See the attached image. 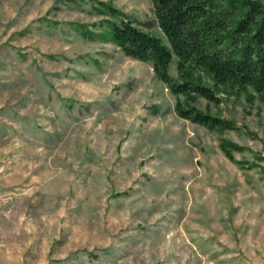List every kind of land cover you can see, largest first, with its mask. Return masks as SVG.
<instances>
[{"label": "rangeland", "instance_id": "1", "mask_svg": "<svg viewBox=\"0 0 264 264\" xmlns=\"http://www.w3.org/2000/svg\"><path fill=\"white\" fill-rule=\"evenodd\" d=\"M124 20L164 41L150 0H0V264H264V96L172 94Z\"/></svg>", "mask_w": 264, "mask_h": 264}, {"label": "trees", "instance_id": "2", "mask_svg": "<svg viewBox=\"0 0 264 264\" xmlns=\"http://www.w3.org/2000/svg\"><path fill=\"white\" fill-rule=\"evenodd\" d=\"M164 41L138 29L131 21L111 24V40L127 57L149 63L161 81L172 59L181 83H170L174 95H195L213 104L219 97L193 74L209 76L219 84L251 88L264 96V6L254 0H150ZM179 118L209 129H233L225 119L194 108H177ZM221 151L240 150L221 142Z\"/></svg>", "mask_w": 264, "mask_h": 264}]
</instances>
